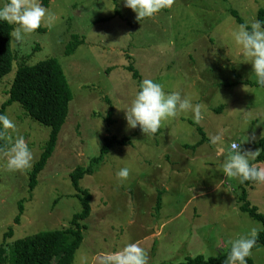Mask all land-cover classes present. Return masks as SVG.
I'll list each match as a JSON object with an SVG mask.
<instances>
[{
  "label": "rangeland",
  "instance_id": "1",
  "mask_svg": "<svg viewBox=\"0 0 264 264\" xmlns=\"http://www.w3.org/2000/svg\"><path fill=\"white\" fill-rule=\"evenodd\" d=\"M7 2L0 0V6ZM39 2L47 10L41 27L23 43L12 40L15 60L0 80V110L9 100L18 68L48 59L62 65L73 100L55 152L33 192L30 171L50 128L28 116L18 103L6 108L16 130L4 131L12 142L25 138L33 162L25 171L9 172L0 159V245L5 244V264H10L11 247L18 239L71 227L82 208L70 173L78 166L88 168L107 137L128 142L115 145L79 183L92 195V212L83 222V243L77 252L87 255L88 264H100L102 253L130 242L146 251L147 264H183L198 256L219 257L228 251L226 239L245 235L252 227L259 232L262 224L237 206L240 183L223 175L219 151L226 154L232 140L244 142L242 151H262L264 88L249 84L256 83L251 65L242 63L230 33L238 25L232 11L250 23L258 20L264 0H174L170 9L140 21L123 0ZM130 62L142 80L153 79L165 91L179 90L192 97L193 104H201L203 119L194 123L189 111L163 121L155 135H135L139 127L127 128L121 110L139 89L127 70ZM108 120L114 122L109 131ZM217 135L221 143L212 144ZM125 166L129 176L120 181L116 172ZM248 195L264 213V183H256ZM20 202L24 214L16 224ZM10 229L13 236L7 237ZM251 257L255 264H264V247Z\"/></svg>",
  "mask_w": 264,
  "mask_h": 264
},
{
  "label": "clouds",
  "instance_id": "2",
  "mask_svg": "<svg viewBox=\"0 0 264 264\" xmlns=\"http://www.w3.org/2000/svg\"><path fill=\"white\" fill-rule=\"evenodd\" d=\"M125 7L136 14L137 20L152 18L163 10L170 9L174 0H123ZM47 10L39 0H8L0 6V21L15 24L11 32L15 43H23L25 36L32 34L41 27ZM231 40L237 47L242 63L251 65V75L256 85L264 88V23L252 20L250 23L236 25L230 33ZM124 111L126 126L129 129L139 127L145 135H155L163 121L175 119L181 114L191 112L194 123L203 119L201 104L192 103V97L181 95L179 90L165 91L164 86L153 79H143L139 89ZM4 130L15 132L16 124L6 114H0V137L9 141L10 146L0 147V159L9 172L25 171L32 166L33 153L29 149L25 138L19 136L12 142ZM254 139V137H253ZM212 144L221 143L220 136H213ZM244 142L229 141L226 154L221 149L223 160L220 169L225 177L236 178L240 184L244 182L264 183V167L250 163L259 154L256 151H242ZM129 168L122 167L116 172L118 180H126ZM258 230L252 227L245 235L238 238H228L224 246L228 249L223 264H247V257L252 254L256 245ZM74 264H88V257L78 253ZM100 264H147V253L137 242L126 243L116 251L102 253Z\"/></svg>",
  "mask_w": 264,
  "mask_h": 264
},
{
  "label": "trees",
  "instance_id": "3",
  "mask_svg": "<svg viewBox=\"0 0 264 264\" xmlns=\"http://www.w3.org/2000/svg\"><path fill=\"white\" fill-rule=\"evenodd\" d=\"M44 2L46 3L47 0H44ZM232 14L238 24L244 23L237 12L232 11ZM258 20L264 23V9L259 11ZM12 30L13 26L11 24L0 21V80L10 73L15 60L12 53V37L10 35ZM71 51L72 49H67V53ZM134 65L133 62H130L127 70L133 74V78L138 81L139 85L142 79ZM249 84L256 85V83L252 82ZM8 95L9 100L2 106L0 114H5L8 105L18 103L24 108L28 116L41 125L50 128L49 138L44 145L40 159L30 171L29 191L33 192L38 184L39 174L46 167L48 160L55 152L59 135L68 119L73 93L62 65L56 59H48L35 65H21L17 70ZM110 115L113 116L112 108ZM107 118H110V116ZM113 123L112 120L108 122V131ZM140 132V129H138L134 133L137 135ZM127 142L128 140L125 138L120 141L116 137H107L100 154L90 160L88 168L78 166L70 173L71 182L78 192L82 208L81 212L74 216L70 228L39 232L15 241L11 247L10 264H73L75 256L83 243V222L90 217L92 212V195L88 190L80 188V180L86 175L94 173L93 168L104 162L106 155L109 154L115 145H124ZM0 147H6V141L3 137H0ZM260 147L262 151L257 160L255 158V160L250 162L257 166L261 162H264V138L260 140ZM255 184V182L247 181L240 184L241 191H239L237 197L239 210L262 224V229L258 232L256 245L252 249V252L260 247H264V213L259 212L248 201V189H251ZM19 205L20 213L15 218L16 224H19L24 214V202H20ZM160 205L161 203L157 205L158 209ZM12 236L13 230L10 229L7 237ZM227 252L219 257L208 259L198 256L187 260L183 264H223ZM6 260L5 244H2L0 245V264H5ZM246 260L247 264H255L251 256L247 257Z\"/></svg>",
  "mask_w": 264,
  "mask_h": 264
},
{
  "label": "crops",
  "instance_id": "4",
  "mask_svg": "<svg viewBox=\"0 0 264 264\" xmlns=\"http://www.w3.org/2000/svg\"><path fill=\"white\" fill-rule=\"evenodd\" d=\"M221 151V150H220ZM220 151H219V153H220Z\"/></svg>",
  "mask_w": 264,
  "mask_h": 264
}]
</instances>
